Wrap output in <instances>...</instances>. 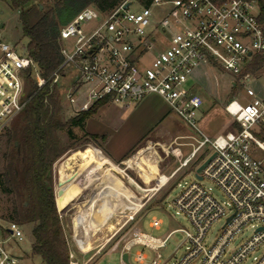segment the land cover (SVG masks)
Segmentation results:
<instances>
[{"label": "built area", "instance_id": "2783aa9c", "mask_svg": "<svg viewBox=\"0 0 264 264\" xmlns=\"http://www.w3.org/2000/svg\"><path fill=\"white\" fill-rule=\"evenodd\" d=\"M133 4L140 9L133 10ZM157 7L167 9L159 19ZM260 14L259 0H124L107 12L90 5L61 27L63 60L48 79L27 46H14L0 35V136L29 105L32 82L41 88L51 81L60 93L67 82L61 95L75 115L102 99L128 107L158 95L196 132L185 136L191 142H178L185 137H176L171 150L179 165L161 187L209 151L174 199L192 232L176 229L162 238L134 229L124 240L121 264H126L123 254L129 255L137 245L158 252L178 230L186 233L189 245L176 264H264V87L251 86L253 76L245 73L257 55H264ZM166 42L168 46L160 48ZM206 64L240 78L249 98H235L226 105L233 126L216 137L199 127L205 100L194 85L199 83L198 69ZM181 146L191 151L184 155ZM213 154L198 177L196 169ZM206 179L224 192L226 204L204 184ZM219 221L221 233L208 245L209 231ZM162 224L156 216L150 221L157 229ZM247 230L251 234L243 237ZM24 238L23 226L0 216V264H21L13 244ZM147 258L142 251L135 254L138 263ZM69 263L83 264L71 250ZM161 263L158 253L152 264Z\"/></svg>", "mask_w": 264, "mask_h": 264}, {"label": "rangeland", "instance_id": "374dc122", "mask_svg": "<svg viewBox=\"0 0 264 264\" xmlns=\"http://www.w3.org/2000/svg\"><path fill=\"white\" fill-rule=\"evenodd\" d=\"M37 1L39 0H36L35 2ZM42 1L50 2L51 0ZM131 8L133 10H138L140 9V6L138 4H133ZM166 12V8H154V13L156 14L155 16H157V19L163 16ZM0 23H4V27L0 29V35L3 40L14 46L17 45L19 48L28 45L29 39L23 34L21 27L20 9H13L9 3L0 0ZM167 46L168 43L166 42L164 46L160 45V48H166ZM197 76L200 77L199 83L194 85V90L201 94L205 100V104L200 110L199 127L210 137L225 134L233 126V118L226 111V105L235 98H239L242 102H247L249 100L244 91V84L240 78L232 77L216 64H206L201 66L197 71ZM252 76L253 80L250 83L251 86L256 88L264 87V68L260 73ZM67 86V82L61 84V93L64 94ZM63 94L61 95L63 107L62 118L63 120H66L69 117L74 116L75 113L69 109V105ZM151 104L154 109L160 110L161 112H164L165 110L168 112L169 110L170 114L162 123L150 127L149 132L132 150V153L129 155L130 158L128 159H140L141 163L145 167L153 169L154 173L156 171V163H159V168L161 169L160 173H168L171 169L178 167L179 165L178 158L171 150L176 146V137H185L191 134L196 135V132L187 127L163 99L154 98L151 100ZM102 107V109L100 108L98 110V114L96 113V115L94 114L88 118L84 128L73 127L75 136L74 140L69 138L67 131L60 132L62 141L64 143L74 141V146L54 163L53 173L55 189L59 182L57 173L59 166L63 165L59 176L61 182L64 183L65 176L69 172L71 173L73 170L79 171L84 167V161L80 158L81 153L84 151L87 152L89 148L93 149V151H90V157L93 162L96 161L97 157L94 154L96 152H94V147L98 148V145H101V143L93 140L88 143L87 134H91V132L93 133L95 131L110 133L112 137L111 144L116 146L115 148H117L118 152L123 151V149L128 146L127 142L131 141L140 129L142 117L147 114L144 110H140L139 108L138 110L136 104L124 108L119 104L109 102ZM16 120L17 118L13 121L11 127ZM191 141L192 140L187 137L178 139V142ZM91 146L94 147L92 148ZM181 149L184 155H187V153L191 151V147L189 146H181ZM4 151V140L1 139L0 169L4 163ZM75 152L78 154L76 160H74V156L68 159L69 156H72ZM208 153L209 151L204 154L203 158L200 156L198 159H195L192 164L179 171V173L173 177L167 185L162 187L161 184L167 179V177L161 174L157 176L158 178L149 181L152 178V175L142 164L141 166L139 165L141 168L138 169H141L145 174L144 179L139 176L138 169L128 167L130 165L127 166L124 164L114 166L108 165V163L105 165V167H108L112 173L123 182L124 186L132 192L135 200L140 205H137V212L134 213L133 211L135 209L132 210V212H129L127 211L128 208H123V213L118 212V214L115 215L116 218L121 221V223L116 226V229H112L113 231L106 229L105 232L100 229L101 233L98 235L96 234V238L92 239L93 242L97 241V243H99L110 238L108 241L109 243L105 248L106 251L111 249L114 250L116 247L118 248L117 251L105 254L99 260V264H121L120 246L134 229H139L148 232L155 237L162 238L172 230L176 229H184L192 232V227L188 219L183 214L177 212L178 209L174 205V199L180 193L185 182H189L193 179L194 167H196L208 155ZM99 167L104 168V165ZM66 168H69V170ZM204 184L207 187L212 188L213 194L219 201L225 204L229 201L224 192L213 181L206 179L204 180ZM99 188L100 186L97 185V181L94 179L78 202L75 203L80 204L84 199L91 198L97 193ZM76 205L73 204L64 210H60L61 220L65 225L66 233L70 239L74 231L73 222L78 216L79 208L76 207ZM7 206L6 196L0 192V216H5ZM90 209L94 212L98 211L97 208L92 207ZM125 213L126 215H131L124 217L123 215H125ZM130 216H135V218L129 221ZM154 216L163 221L162 226L158 229L150 225V221ZM113 219L114 221L112 222L114 223L115 218ZM221 226L222 221H219L212 226L206 239L208 245L220 235ZM23 229L25 238L22 241L15 240L13 244L14 252L22 257L21 264H46L42 261L40 256L32 254L33 238L31 235V226L23 227ZM250 234L251 231L247 230L243 233V237H247ZM188 245L189 243L187 241L186 233L178 230L171 235L167 246L160 249L158 252L142 245L135 246L129 253V261L131 264H141L135 261V254L138 251H142L146 253L148 257L143 264H152V260L157 258L158 253L161 254V264H176L179 258L186 252ZM103 252L104 251L99 254V257L102 256Z\"/></svg>", "mask_w": 264, "mask_h": 264}, {"label": "trees", "instance_id": "16d2710c", "mask_svg": "<svg viewBox=\"0 0 264 264\" xmlns=\"http://www.w3.org/2000/svg\"><path fill=\"white\" fill-rule=\"evenodd\" d=\"M1 1L9 3L13 9H20L22 31L29 39L27 53L37 62L42 77L48 79L63 60L61 27L87 6L107 12L124 0ZM259 4V19L264 26V0H259ZM263 68L264 55H257L245 73L255 75ZM29 91V105L16 117L13 126L0 136L5 145L0 192L6 196L8 204L2 217L23 227L31 226L32 254L40 256L44 263L70 264V248L57 207L53 170L54 163L73 148L74 141L64 143L60 132L67 131L69 138L74 140L73 127L84 128L86 120L108 100H99L88 110L63 120L58 85L48 81L39 88L32 82ZM87 137L88 143L105 140L104 135L87 134Z\"/></svg>", "mask_w": 264, "mask_h": 264}, {"label": "crops", "instance_id": "0c3cea01", "mask_svg": "<svg viewBox=\"0 0 264 264\" xmlns=\"http://www.w3.org/2000/svg\"><path fill=\"white\" fill-rule=\"evenodd\" d=\"M154 98H161V97H159L158 95H155V94H151V95L143 98L139 102L134 103V104H136L137 109L139 108L140 110H144L147 114L142 117V120L140 123L141 124L140 129L136 133L137 136L135 135V137L131 141L127 142L128 146L125 147V149H123V151L118 152L117 148H115L116 146H113L111 144L112 137H111L110 133H107V132L102 133V132H98V131H95L93 133L91 132V134H97V135H104L105 136V140L98 139V141L101 143V145H98V148L103 153L101 151H99L97 149V147L95 148L93 146L94 152L96 151L94 154L97 157V159L94 158V159H96V161L93 162L91 157H90V151H93V149L89 148L87 150V155L89 156V159L91 160V167L90 168L83 167L79 171L73 170L71 173L70 172L68 173V174H72V173H76V172H81V174L77 178L76 182L74 183L73 187H71L72 188L71 193L68 196H66V199H68L69 203L67 204V206L64 209H66L67 207H69L73 204L76 205L77 203H75V202H78L80 197L83 195L85 190L88 188V186L90 185V183L94 179H96L97 185L100 186V188L98 189V191L96 193V194H98L100 189H102V185L99 184V182H98L99 175L102 172H103L102 173L103 175L112 179L111 184L109 186H107V189H109L110 193L112 192V189H114V188L118 187L117 189H120L119 191H117V189H116L115 192H112L113 193L112 195H110V193H108V195L106 196L107 198H105L103 201L101 200L98 202V198L97 199L94 198V195H93L91 198H86V199H84V201L82 203L76 205V207H78L79 210H78V216L75 218V220L73 222L74 231H73V234L71 236V239L68 237V235L66 233L65 225L62 222L64 231L66 234V238L68 240L69 248L71 251H73L75 253L77 260L83 264H99V260L105 254L118 250V248L116 247V248H114V250L111 249V250L106 251L105 248H106V245H108V243H109L108 241L110 238L109 239L107 238L105 241H102L99 243H97V241L93 242L92 239L96 238V234L98 235L101 233L100 229H102L103 232H105L106 229L111 230V231H113L112 229H116V226L118 224H120L121 221H119L115 215L118 214V209L119 208L121 209V207L123 205L127 206L130 204L131 207L135 206V208L134 207L128 208L127 211H129V212H132V210L137 209V206L134 204V203H136V201L133 199L132 192L129 189H127L124 186L123 182L120 179H118V177H116L108 167H105V165L107 163H108V165H114V166L125 164L127 166L130 165L128 167H134L135 169L141 168V167H139V165L141 166V164H142L140 159H138V158L137 159H128V158H130L129 155L132 153V150L143 140L142 138L144 136H146V134L149 132L150 127H153L156 124L162 123L165 120V118L170 114L169 110H168V112H167V110H165L164 112L163 111L161 112L160 110L154 109L151 106L152 105L151 100H153ZM128 107H124V108H128ZM87 121H88V119L86 120V122ZM79 151H81V150H79ZM76 153L77 152H75L72 156H69L68 159H70L71 157L74 156V160H76V158L78 156V154H76ZM155 162H157V161H155ZM69 164H70V160H69ZM101 165H104V168L99 167ZM62 166L60 167V170H61ZM145 168L152 175V178L149 180V181H151L154 178H158L157 176L161 175V174L165 175L166 177L170 176L177 167L171 169L170 172H168V173H166V172L160 173L161 169L159 168V163H156L155 173H154L153 169H150L147 167H145ZM66 169L69 170V168H66ZM57 173H58L59 181H61L60 176H59V174H60L59 167L57 169ZM138 173H139V176L141 178H143V179L145 178V174L143 173V171L141 169H138ZM68 174L65 176V180H66V177L68 176ZM117 181L120 183V186H119ZM58 185H59V182H58ZM54 186H55V182H54ZM58 187L59 186H57L55 189V196L57 194ZM120 193H122V194H120ZM129 193H131V194H129ZM96 194H95V196H97ZM110 196H112V197H110ZM57 200H58V206H59L60 200L58 198H57ZM138 205H140V204H138ZM92 207L97 208L98 211L94 212L93 210L90 209ZM64 209H62V210H64ZM58 210L60 212L59 208H58ZM135 210L133 211V213L137 212V210L136 211ZM128 215H131V214L126 215V213H125V215H123V216L127 217ZM113 218H115L114 223L112 222V221H114ZM122 246H123V243L119 249L120 259H121V254H122V252H121ZM102 251H104V252H103L102 256L99 257L100 256L99 254Z\"/></svg>", "mask_w": 264, "mask_h": 264}, {"label": "bare ground", "instance_id": "6f19581e", "mask_svg": "<svg viewBox=\"0 0 264 264\" xmlns=\"http://www.w3.org/2000/svg\"><path fill=\"white\" fill-rule=\"evenodd\" d=\"M80 158L84 161V167H87V168H90L91 167V160L89 159V156L87 155V152L86 151H84L83 153H81ZM102 173H100L99 180H98L99 184L102 185V189H100L99 193L96 194L97 196L94 195V198H96V199L98 198V202L101 201V200L103 201L105 198H107L106 196L108 195V193H110L109 189H107V186H109L111 184V181H112L111 178L103 175ZM80 174H81V172H76V173L68 174V176L66 177L65 182L58 185L59 187H58V190H57V198L60 200L59 206H58L60 210L64 209L67 206V204L69 203L68 199H66V196H68L71 193V191H72V188L71 187H73L74 183L76 182V180H77V178L79 177ZM118 184L120 186V183L119 182H118ZM117 188L112 189V192H115V190ZM119 190L120 189H117V191H119ZM59 191H60V193H59ZM112 192L110 193V195L113 194ZM120 194H122V193H120ZM129 194H131V193H129ZM110 197H112V196H110ZM133 199L135 200L134 196H133ZM134 204L137 206L138 205L137 204V201ZM133 207L135 208V206H133ZM133 207H131L130 204L127 205V206H124L123 205L121 207V209L119 208L118 212H122L123 213L124 212L123 208L124 209L125 208L127 209V208H133Z\"/></svg>", "mask_w": 264, "mask_h": 264}, {"label": "water", "instance_id": "95a60500", "mask_svg": "<svg viewBox=\"0 0 264 264\" xmlns=\"http://www.w3.org/2000/svg\"><path fill=\"white\" fill-rule=\"evenodd\" d=\"M40 8H43V5L40 4ZM4 27V23H0V29H2ZM214 154L212 156H210L209 158H207L204 162H202L198 168L196 169V172H197V176L198 177H201L199 176V172L209 163V161L213 158ZM62 182L59 181V184H61ZM60 193V191H59ZM123 260L126 262V264H131L130 261H129V255L128 253H124L123 254Z\"/></svg>", "mask_w": 264, "mask_h": 264}]
</instances>
